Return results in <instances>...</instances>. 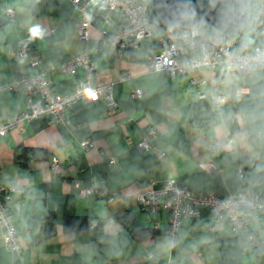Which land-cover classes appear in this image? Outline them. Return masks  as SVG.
Returning <instances> with one entry per match:
<instances>
[{"label": "clouds", "instance_id": "1", "mask_svg": "<svg viewBox=\"0 0 264 264\" xmlns=\"http://www.w3.org/2000/svg\"><path fill=\"white\" fill-rule=\"evenodd\" d=\"M0 56V143L11 137L19 148L33 121L47 118L63 131L25 146L64 160L83 153L87 171L90 142L97 151L90 133L110 111H125L124 101L141 102L104 128L115 157L83 198L139 207L145 178L163 176L153 198L178 220L154 239L146 234L143 261L264 264V0H0ZM141 115L155 145L145 146L146 167L139 154L128 161L118 134ZM21 159L0 176V264L47 256L52 181ZM209 192L213 207L196 216L193 203ZM84 219L90 239L71 253L79 264H113L131 252L132 238L106 207Z\"/></svg>", "mask_w": 264, "mask_h": 264}, {"label": "crops", "instance_id": "2", "mask_svg": "<svg viewBox=\"0 0 264 264\" xmlns=\"http://www.w3.org/2000/svg\"><path fill=\"white\" fill-rule=\"evenodd\" d=\"M50 23L51 20L48 19ZM38 58V57H37ZM4 57L0 56V60ZM11 71V70H8ZM55 79V77H53ZM66 81L61 80L60 84L66 85ZM117 88L121 90L123 94V86L117 85ZM117 100H120V96H117ZM130 106H141V102L133 96L132 99L123 102L122 107L125 111L116 110L115 112H109L101 122V130L90 133V140L95 141L96 152H91L93 145L89 146V158L87 160V166H90L89 170H85V167L81 166L83 161V153L75 159L64 160L61 158H54V154L48 149H35L26 147L25 145L33 140L43 139L45 136H54L63 129L58 125L54 126L50 123L49 119H41L33 121L34 131L30 130L27 139L23 144L17 148L12 138L0 143V176L5 172H11L15 170L17 163L22 162L21 153L27 155L28 163L32 174L39 179L42 174L46 179L52 181V186L48 188L51 193L54 203L49 206V216L52 222H48L45 228V240L47 242L45 251L47 256L41 258L38 254L36 256L35 264H79L78 257L71 255L74 250V245L83 244L90 239L87 231H75L77 235H69V231L72 229H66L64 227L63 220L65 216L78 215V216H90L102 207H106L113 215L118 217V222L132 238V250L119 262H113V264H147L143 259L137 255V248L141 245L146 236L142 239L133 235L132 229H144L146 233H152L153 239L158 236L163 230L166 229L169 211L166 209H160L156 213L145 211L141 206L137 207L135 204L129 207L112 206L107 201V196L104 197L105 204H100V197L95 199H85L79 193V187L90 186L91 178L94 175H105L108 172V161L115 157L114 145L111 142L113 131L104 130V128L111 126H118L122 121L128 119V109ZM144 113H155L149 103L145 102L142 105ZM79 119V115H77ZM145 117L141 115L137 121L133 124L127 125L124 129L119 131V144L128 149V161L133 162L139 154L141 157V167H146L145 162L149 159L148 155H145V151L141 150L137 143L141 139L139 135L141 132L145 133L144 127ZM150 126V125H149ZM86 132H81L80 135H86ZM178 136L186 144L191 143V136L183 128L179 129ZM39 151L42 153V157L35 156V153ZM198 150L192 146V154H195ZM118 163H123V160L118 159ZM75 180L79 181V186L75 185ZM146 183L141 187V191L148 187L150 181H154L156 187L162 186L163 176L159 172L151 173L145 178ZM42 187H46L42 185ZM126 191V189H125ZM215 193V192H213ZM123 194V192H121ZM216 194V193H215ZM53 208L55 210H53ZM210 212L209 208L203 207L200 209L199 216H206ZM131 213L130 216L127 214ZM48 220V219H47ZM159 223V227H155V223ZM52 226L54 232L48 233V227ZM94 239V237H92Z\"/></svg>", "mask_w": 264, "mask_h": 264}, {"label": "built area", "instance_id": "3", "mask_svg": "<svg viewBox=\"0 0 264 264\" xmlns=\"http://www.w3.org/2000/svg\"><path fill=\"white\" fill-rule=\"evenodd\" d=\"M110 112H115V111H110ZM150 127V126H148ZM158 135V134H157ZM144 137L145 138H141L137 145L141 150L145 151V146L151 144L152 147H154V143L152 141V136L148 134V129L146 128L145 133H144ZM92 145V143L90 142L89 146ZM75 185L79 186V181L75 180ZM155 186L154 181H150L148 184V187L141 191V196L143 197L144 203L143 205H141V208H143L145 211L148 212H152V213H156L157 211H159L160 209H166L169 211V219H168V223H167V227L166 229H171V227L173 226V224H175L178 220V217L173 213L172 210H170L166 205L158 203V201L156 199H154L153 197H158L161 195L160 187H156L155 186V191H151L149 190L151 188V186ZM87 187L90 186H84V187H79V193L80 195L83 196V190ZM111 195V193H109V196ZM215 197L216 194L213 192H209V194L204 197L202 200L198 199L197 201H195L193 203V209L195 211V215L199 216L200 215V209L203 207L209 208L211 210V208L214 205L215 202ZM109 199V197L107 196V200ZM155 227H159V223L156 222L155 223Z\"/></svg>", "mask_w": 264, "mask_h": 264}, {"label": "trees", "instance_id": "4", "mask_svg": "<svg viewBox=\"0 0 264 264\" xmlns=\"http://www.w3.org/2000/svg\"><path fill=\"white\" fill-rule=\"evenodd\" d=\"M84 215L82 216H78V215H72V216H65L63 223H64V227L66 229H72L75 231H80V229H86V224L87 221L84 219ZM48 222H52L51 221V217L48 216ZM86 231V230H85ZM133 235L138 237L139 239H142L146 236V230L144 229H138V228H133L132 229Z\"/></svg>", "mask_w": 264, "mask_h": 264}, {"label": "water", "instance_id": "5", "mask_svg": "<svg viewBox=\"0 0 264 264\" xmlns=\"http://www.w3.org/2000/svg\"><path fill=\"white\" fill-rule=\"evenodd\" d=\"M41 153V152H40ZM35 156H37V157H42V153L40 154V155H37V152L35 153ZM128 216H130L129 214H127ZM48 228H51L52 229V232L51 233H53L54 232V230H53V227L52 226H50V227H48Z\"/></svg>", "mask_w": 264, "mask_h": 264}]
</instances>
